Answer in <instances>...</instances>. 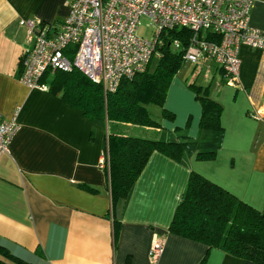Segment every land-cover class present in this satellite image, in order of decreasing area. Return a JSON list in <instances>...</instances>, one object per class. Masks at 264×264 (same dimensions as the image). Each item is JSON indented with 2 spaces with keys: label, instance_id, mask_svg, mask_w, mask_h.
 <instances>
[{
  "label": "crops",
  "instance_id": "0c3cea01",
  "mask_svg": "<svg viewBox=\"0 0 264 264\" xmlns=\"http://www.w3.org/2000/svg\"><path fill=\"white\" fill-rule=\"evenodd\" d=\"M67 14V0H0V112L19 125L0 157V241L40 264H199L204 256V264H257L168 227L191 170L264 213V50L240 47L234 83L209 58L191 64L190 78L175 74L164 104L175 118L159 110L161 128L129 124L127 130L168 139L181 128L197 138L201 106L187 87L194 81L207 85L222 105L216 156L199 160L193 153L179 162L152 152L127 199L113 208L101 164L107 125L48 88L19 80L21 54L29 46L21 21L57 27ZM250 24L264 29V0L254 1ZM156 241L163 251L153 261L149 250Z\"/></svg>",
  "mask_w": 264,
  "mask_h": 264
},
{
  "label": "trees",
  "instance_id": "16d2710c",
  "mask_svg": "<svg viewBox=\"0 0 264 264\" xmlns=\"http://www.w3.org/2000/svg\"><path fill=\"white\" fill-rule=\"evenodd\" d=\"M190 37L191 31L187 28L163 32L161 44L156 46L154 67L150 68L153 55L145 71L121 79L112 92H105L101 83L78 69L49 71L42 76L41 82L67 105L81 109L94 123L107 125L103 155L113 208L127 199L152 152H161L179 162L193 153L199 160H212L216 156L223 136L222 105L209 96L207 85L194 81L187 87L201 106L197 138L189 137L181 128H176L168 139L135 135L131 129L127 130L129 124L137 129L161 128L160 121L150 114L149 104L158 106L163 118H175L164 104L169 85L185 61L183 50L173 48L172 42L178 39L185 47ZM168 231L203 243L209 249L218 248L264 264V213L194 170L189 173ZM117 232L115 221V238ZM205 260L206 256L199 264ZM0 264L40 263L37 258L25 257L0 241Z\"/></svg>",
  "mask_w": 264,
  "mask_h": 264
},
{
  "label": "built area",
  "instance_id": "2783aa9c",
  "mask_svg": "<svg viewBox=\"0 0 264 264\" xmlns=\"http://www.w3.org/2000/svg\"><path fill=\"white\" fill-rule=\"evenodd\" d=\"M255 0H67L68 14L59 26L37 19L26 24V43L21 54L19 80L28 87L47 88L41 82L47 72L78 69L114 91L123 78L143 72L161 44V34L187 28L191 37L183 50L184 61L197 65L205 58L215 61L227 81L238 78L241 46L264 50V29L250 24ZM142 17L153 29L151 39L138 34ZM15 119L0 112V157L18 130ZM105 166V157L101 161ZM163 251L154 242L149 257L155 261Z\"/></svg>",
  "mask_w": 264,
  "mask_h": 264
},
{
  "label": "rangeland",
  "instance_id": "374dc122",
  "mask_svg": "<svg viewBox=\"0 0 264 264\" xmlns=\"http://www.w3.org/2000/svg\"><path fill=\"white\" fill-rule=\"evenodd\" d=\"M148 22L149 21L146 17L141 18V20L139 22L138 34L151 39L153 37V34H152L153 29L148 25ZM156 61H157V56L154 55V57L152 58L151 63H150V68L154 67ZM191 72H193V67H192L191 63L185 61L184 65L177 72V74H179V75L186 74L188 76V78H190V75L192 74ZM51 76H52V74L49 75V79L51 78ZM147 107H148L150 114L153 117L157 118L158 112H159V107L154 105V104H149Z\"/></svg>",
  "mask_w": 264,
  "mask_h": 264
}]
</instances>
